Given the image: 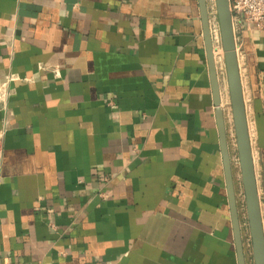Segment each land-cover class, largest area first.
<instances>
[{
  "label": "crops",
  "instance_id": "1",
  "mask_svg": "<svg viewBox=\"0 0 264 264\" xmlns=\"http://www.w3.org/2000/svg\"><path fill=\"white\" fill-rule=\"evenodd\" d=\"M234 38L264 232V30ZM5 83L0 264H239L198 0H0Z\"/></svg>",
  "mask_w": 264,
  "mask_h": 264
},
{
  "label": "water",
  "instance_id": "2",
  "mask_svg": "<svg viewBox=\"0 0 264 264\" xmlns=\"http://www.w3.org/2000/svg\"><path fill=\"white\" fill-rule=\"evenodd\" d=\"M198 4L214 96V105L216 107V117L219 127L227 192L231 209V219L235 235V246L239 264H245L244 246L241 236L236 195L233 184L232 165L228 153L224 113L221 109L218 72L214 57L213 44L209 32L207 1L198 0ZM215 6L222 42L225 74L228 85L229 103L238 156L240 179L244 194L246 219L251 242L252 260L253 264H264V232L261 208L257 192V183L254 172L252 150L249 139L243 89L239 73L229 0H215Z\"/></svg>",
  "mask_w": 264,
  "mask_h": 264
},
{
  "label": "built area",
  "instance_id": "3",
  "mask_svg": "<svg viewBox=\"0 0 264 264\" xmlns=\"http://www.w3.org/2000/svg\"><path fill=\"white\" fill-rule=\"evenodd\" d=\"M208 7L209 32L213 44V51L217 72L225 76V66L222 51L219 23L217 19L215 0H206ZM232 16L233 31H240L244 26H253L264 30V0H229ZM9 84L13 80L9 79ZM10 94L7 83L0 85V112L5 113ZM232 121V120H231ZM1 138V135H0ZM239 166V164H238Z\"/></svg>",
  "mask_w": 264,
  "mask_h": 264
},
{
  "label": "rangeland",
  "instance_id": "4",
  "mask_svg": "<svg viewBox=\"0 0 264 264\" xmlns=\"http://www.w3.org/2000/svg\"><path fill=\"white\" fill-rule=\"evenodd\" d=\"M223 62H224V60H223ZM225 78H226V75H225ZM231 120H232V116H231ZM232 122V121H231ZM232 125H233V123H232Z\"/></svg>",
  "mask_w": 264,
  "mask_h": 264
}]
</instances>
